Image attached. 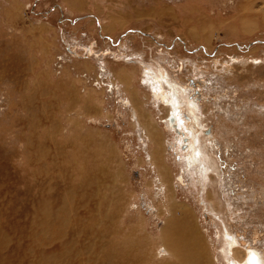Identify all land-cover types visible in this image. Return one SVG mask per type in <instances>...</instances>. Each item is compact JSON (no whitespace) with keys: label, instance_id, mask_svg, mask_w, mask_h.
I'll list each match as a JSON object with an SVG mask.
<instances>
[{"label":"rangeland","instance_id":"rangeland-1","mask_svg":"<svg viewBox=\"0 0 264 264\" xmlns=\"http://www.w3.org/2000/svg\"><path fill=\"white\" fill-rule=\"evenodd\" d=\"M64 2L0 0V264H176L156 237L182 208L208 262L225 231L264 256V0Z\"/></svg>","mask_w":264,"mask_h":264},{"label":"bare ground","instance_id":"bare-ground-1","mask_svg":"<svg viewBox=\"0 0 264 264\" xmlns=\"http://www.w3.org/2000/svg\"><path fill=\"white\" fill-rule=\"evenodd\" d=\"M148 75H150V74H148ZM158 76L160 77V79H157L155 82H157V84L159 85V88H161V90L163 89L162 86H161V84H160L162 82V80H163V82H165L167 85H169V87L171 86L169 92L172 95H174V97L172 95L170 96V98H169L170 100H168V102L165 101V104L170 102L169 103L170 105H166V106H170V110H172L171 112H173L175 114H178V112H179V109L178 108L179 107H177V106H179V102H178L179 99H178V95H177L178 94L177 89L173 86V84H170L166 80V77L161 76L159 74H158ZM132 93L133 92H131V94ZM159 97H161V99H163V100L165 99V96H159ZM193 107H195V106L194 105L193 106L191 105L189 108L186 107V110L191 112L190 115L192 116V118H193V120L195 122V120L197 119V115H196V113H194V108ZM136 111H137L136 109L133 110V112H136ZM173 113H170L169 116H168V118H169L168 120L171 121L172 124L170 122H168V123H170V125H172V126H176V124L174 122L175 121V117H174V114ZM170 116H172V118ZM195 117H196V119H195ZM150 120H151V122H153L152 119H150ZM187 120H188L189 123H191V128L192 129H195L196 128V125H194V123L192 122V120L190 118H187ZM196 124L198 125V123H196ZM199 125H200V123H199ZM150 128H151V126H150ZM145 130H146V128H145ZM148 132L152 136V139H151V144H152V146H151L152 147L151 148L152 149V160L153 159L156 160L157 159V154H158V150H157V147H158V143H157V138H158L157 137V131H155V128L152 127V129H149L148 128ZM193 150H194V152L196 151L194 148H193ZM193 150L190 151L191 154H189V156L187 158V163L188 164H194L195 161H196V159H195L196 157L195 156L197 154H199L197 152L198 150L196 151V153H194ZM160 151H161V149H160ZM199 151H201V150H199ZM202 169H200L201 172H202ZM158 170H159V168H158ZM163 175L164 174H161V177ZM167 200L169 201V199H167ZM166 209H167V207H166ZM181 213H182L181 216L179 218L174 219V220H172V217H170V219L168 218L169 219L168 220V223L169 224L167 223L168 225H166V226L169 227L170 225H172L171 228L164 229L163 231L159 232L158 233V236L156 237L157 240L159 241V243L165 244L168 247V255H167V258L173 259L174 261H178L176 264H212L213 261H212V263L208 262L209 260L207 259L206 254H205V249L206 248L203 247V245L201 244V241L202 240L200 239V236H199L200 234L198 233V231H196L197 229H195V225H193V223H192V218L190 217L191 216L190 213L188 212V210H186L184 208L181 209ZM225 232H224L225 233V236L227 237V239L230 240V244H231V246H230V250L231 251L230 252L233 254L235 260L232 257H231L232 259L230 258L231 260L229 258H226V259L227 260H230L231 263H233V264H234V262L241 263L243 261V257L244 256H247L254 249H250L248 246H246L244 248V249H246V251L244 252V249L243 248H239V249L238 248H231V247H233V245H237L238 239L237 238H233V236H230V234H228L227 231H225ZM183 245H184V247H182ZM226 251H229V250H226ZM230 252H229V254H230ZM260 257L264 259V256H261L259 253H256L255 252V253H253V255L251 254L248 257V259L251 262V264H254V263L261 264L260 263L261 260L260 261L258 260V258L260 259ZM262 263L264 264V261ZM242 264H248V263L244 261Z\"/></svg>","mask_w":264,"mask_h":264},{"label":"crops","instance_id":"crops-1","mask_svg":"<svg viewBox=\"0 0 264 264\" xmlns=\"http://www.w3.org/2000/svg\"><path fill=\"white\" fill-rule=\"evenodd\" d=\"M64 1H65L64 5H66L67 1L69 2L70 0H64ZM73 1L77 4V5H75L77 8L82 7V4H84L85 1L87 2V0H73ZM102 1L103 0H93V6H95L96 8L100 7V9L102 11L103 6H104L101 3ZM115 1L118 2L117 6H120V7H131L132 10L135 13H137V14H141L142 15L144 13V10L138 9V5H136L134 3V0H115ZM151 8L152 9L148 12V14L154 15V17H156V19L160 22L162 20L163 16H164L165 12L163 10H161V6H158L159 9L157 8L156 11L154 9L156 7H151ZM120 14H122V12L111 11L109 13V16H107L105 18V21L104 20L103 21H99V23H101V26H100L101 30L102 31H112V29H116V28L122 26L124 24V22L126 21V17L123 14L122 15H120ZM107 34H109V33H107ZM112 72H113L112 73L113 77L116 80V85L117 86H120L119 83H121L120 87H122V81H119V78H122L125 75V79L123 80V82L125 83L124 87H125V89H128L130 87L132 78L130 80H128V78H129L128 71H126L125 69H121V70L115 71V69H113Z\"/></svg>","mask_w":264,"mask_h":264},{"label":"flooded vegetation","instance_id":"flooded-vegetation-1","mask_svg":"<svg viewBox=\"0 0 264 264\" xmlns=\"http://www.w3.org/2000/svg\"><path fill=\"white\" fill-rule=\"evenodd\" d=\"M193 90H194V88H193ZM181 109H184V111H182ZM180 110L182 111L181 113H183V116H184V118H185V120H186L185 122H186L187 126H189V127L191 128V123H189L188 120H187V118H190V119L192 120V122L194 123V125H196V128H195V129H192V128H191V130H193V131H197L200 127L194 122L192 116H191V115L188 113V111L186 110V107H185V106H180ZM175 130L178 131V132L181 133V134L184 133L182 130H180V129H178V128H176ZM203 131H204L205 133H207V134L210 133V131L206 132L205 129H203ZM209 135H210V134H209ZM210 137H211V135H210ZM183 139H184V143L182 144V146H183V148H184L185 146H187V143L185 142L186 139H187V137L183 136ZM250 255H251V254H250ZM250 255H248V257H249ZM248 257H247V263H248V264H251V262L249 261ZM258 260H259V261L261 260L260 263L263 264V263H262V262L264 261L263 258L260 257V259L258 258ZM229 264H232V263L229 262ZM254 264H259V263H254Z\"/></svg>","mask_w":264,"mask_h":264},{"label":"water","instance_id":"water-1","mask_svg":"<svg viewBox=\"0 0 264 264\" xmlns=\"http://www.w3.org/2000/svg\"><path fill=\"white\" fill-rule=\"evenodd\" d=\"M172 118V116H170Z\"/></svg>","mask_w":264,"mask_h":264}]
</instances>
